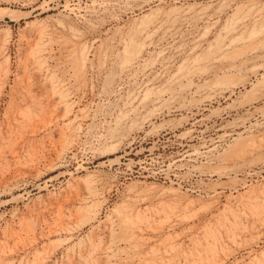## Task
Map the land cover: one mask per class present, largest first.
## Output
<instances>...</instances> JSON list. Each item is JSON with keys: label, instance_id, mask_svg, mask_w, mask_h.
Here are the masks:
<instances>
[{"label": "rangeland", "instance_id": "1", "mask_svg": "<svg viewBox=\"0 0 264 264\" xmlns=\"http://www.w3.org/2000/svg\"><path fill=\"white\" fill-rule=\"evenodd\" d=\"M263 68L264 0H0V264H264Z\"/></svg>", "mask_w": 264, "mask_h": 264}, {"label": "bare ground", "instance_id": "2", "mask_svg": "<svg viewBox=\"0 0 264 264\" xmlns=\"http://www.w3.org/2000/svg\"><path fill=\"white\" fill-rule=\"evenodd\" d=\"M239 30V33L241 32V31H243V28L241 27V28H239L238 29ZM238 38L236 39V41H238L241 45L243 44V42H242V37H243V32H241L240 33V35L239 36H237ZM235 38V37H234ZM234 41V40H233ZM242 42V43H241ZM252 46H254V45H252ZM255 50L254 49H252V52H254ZM256 57H257V55H256ZM263 70V72H264V68L263 69H261V71ZM257 73H258V75L260 74V70H258L257 71ZM264 75V74H263ZM262 76V75H261ZM256 81V80H255ZM249 82H251V81H249ZM261 82H264V77H263V81L262 80H260V82H257V84H255L254 85V87L256 88V86H259V84L261 83ZM251 84V83H250ZM253 84V83H252ZM234 85V84H233ZM233 85H231V88L230 87H228V88H224V90H223V94H225L226 92H228V91H231V93H233V92H235V86H233ZM244 85V87H246V84H243ZM248 86V85H247ZM248 89V88H247ZM258 104V103H257ZM239 105V104H238ZM255 107V105H251L248 109L249 110H251V109H253ZM260 107V106H259ZM185 108H187V107H183V108H181V109H178V111H180L181 110V114L183 115V110L185 109ZM192 109H194V107H191V108H187V110L189 111V112H192ZM231 110H234V114L233 115H241L243 112L242 111H244L245 110V107L244 106H233L230 110H228L227 112H223V113H219L218 115H216L215 117H214V119H215V121L217 120V119H222V118H225V117H230V115H231ZM257 110V109H256ZM186 112V111H185ZM263 112V111H262ZM216 113H214L212 116H214ZM258 115V114H257ZM192 116L195 118V117H197L198 116V114L197 113H193L192 112ZM212 116H210V118L209 119H211L212 118ZM209 117V116H208ZM234 117V116H233ZM202 119V118H201ZM226 119V118H225ZM247 119H250V117H247ZM244 123V122H243ZM192 175H194L195 177H197V179H198V181L199 182H203V184H205L206 186H208L209 187V185H213L212 187H214L212 190H214L215 192H217L219 189L221 190V189H223V190H225V189H228L226 186L227 185H229L228 184V179L229 178H233V177H235V175H234V173H232L231 171H227V170H222V169H220V168H218V167H214V168H210V169H208V170H204V169H199V170H196V171H194V174H192ZM195 177H192V178H195ZM228 180V181H227ZM225 181H227V182H225ZM217 185H218V188H217ZM226 185V186H225Z\"/></svg>", "mask_w": 264, "mask_h": 264}]
</instances>
